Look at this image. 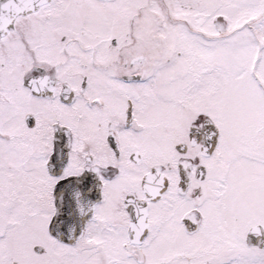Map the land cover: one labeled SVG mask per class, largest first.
Segmentation results:
<instances>
[{"label": "snow or ice", "instance_id": "obj_1", "mask_svg": "<svg viewBox=\"0 0 264 264\" xmlns=\"http://www.w3.org/2000/svg\"><path fill=\"white\" fill-rule=\"evenodd\" d=\"M0 264H264V0H0Z\"/></svg>", "mask_w": 264, "mask_h": 264}]
</instances>
